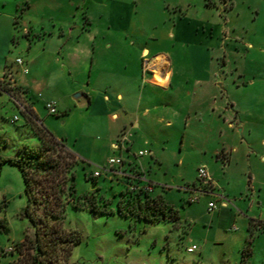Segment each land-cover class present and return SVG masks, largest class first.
Returning <instances> with one entry per match:
<instances>
[{"label":"rangeland","instance_id":"1","mask_svg":"<svg viewBox=\"0 0 264 264\" xmlns=\"http://www.w3.org/2000/svg\"><path fill=\"white\" fill-rule=\"evenodd\" d=\"M227 1L0 0V10L21 20L7 56L27 63L32 90H103L111 72L137 77L135 90H168L151 84L150 78L160 85L166 82L153 76L154 61L173 70L169 90H180L175 97L160 92L149 101V116L142 115V128L134 130L142 148H148L143 143L148 139L162 150L163 162L156 164L151 155L145 157L151 165L147 163L144 181L152 184V195H162L178 211L179 218L151 222L121 213L120 199L128 186L111 175L107 166L111 150H100L95 160L85 166L80 163L76 169L78 193H94L100 210L68 207L66 227L81 238L68 264H233L223 262L228 256L219 250L205 256L199 249L188 252L193 245L187 236L193 224L191 215L202 212L206 202L201 191H184L200 185L201 166L224 183L245 173L235 163L226 173L225 161L213 153L240 134L237 128H229L230 116L222 110L220 97L218 105L213 104L214 98L197 104L206 90H232L231 97L246 109L247 135L250 127L251 140L264 137V0ZM184 17L208 18L219 26L206 32L201 26L184 29ZM89 78L93 84H87ZM10 88L17 96L18 89ZM189 90L197 94L187 96ZM144 108L135 114H142ZM253 109L258 116L250 114ZM13 112L5 108L0 114V155L6 157H15L24 145L40 144L36 126L28 130L20 121L12 123ZM106 124L105 118L91 119L85 131L102 138ZM92 169L101 175L92 179L88 175ZM190 195L198 199L190 202ZM26 204L20 170L0 167V264H16L18 254L11 253L14 244L26 233L34 237L28 219L21 215Z\"/></svg>","mask_w":264,"mask_h":264},{"label":"crops","instance_id":"2","mask_svg":"<svg viewBox=\"0 0 264 264\" xmlns=\"http://www.w3.org/2000/svg\"><path fill=\"white\" fill-rule=\"evenodd\" d=\"M225 3L227 4L228 1L225 0ZM225 7L227 8V5ZM182 21L181 25L184 29L201 26L205 32L209 29L215 31L219 26L208 18L199 20L184 17ZM21 26L20 19L16 20V16L13 18L10 13L0 10V82L18 89L17 96L0 89V114L5 108L8 112L14 109L11 122L20 121L28 127V130H32L33 123L26 119L23 110L26 107L33 110L39 122L57 138L62 139L82 160L81 163L84 166L87 162L95 160L100 150L108 152L111 150L110 157L121 156L124 160L120 167H114L111 170V175L127 186L130 176L136 174L146 176V166L149 161L145 157L151 155L156 164L163 162L164 157L159 146L151 140L144 139L143 143L148 148H142L141 138L135 136L134 130L136 132L142 128V115L149 116L151 112L149 101L158 97L160 92L175 97L180 91L169 90L174 78L173 70L168 66L161 70V76L164 77V81L166 79L164 85L157 84L150 78L153 86L168 90H135L137 77L133 76L129 79L119 72H111V76L104 83L103 90L98 87L92 89L79 87L77 90H32L33 76L31 77L32 72L27 63L19 65L17 60L21 59L20 57L13 61L7 56V50H12L10 40L14 41L17 36L15 29ZM25 33L27 36L31 33L28 26L25 27ZM207 36L203 35L201 38ZM94 60L95 58L92 64ZM87 84H93L91 78ZM231 91L206 90V96L203 92V98L199 99L197 104H205L214 98L213 104L218 105L219 97L221 98L222 110L225 109L230 116L229 128L233 130L237 128L240 135L233 140L232 144L223 142L220 147L214 149L213 153L225 161L226 173L234 163L236 166H242L243 170L245 168V173L240 179L230 177L227 183H224L220 177L213 175L211 169H207L212 178L211 186L205 187L200 182V185L195 184L193 188H184V191L188 192L201 191L202 195H205L206 202L202 212L191 215L193 224L187 230V236L191 244L199 246V254L202 256L219 250L222 255L228 256L223 262L241 264L242 251L249 237L250 226L253 225L256 236L249 262L264 264V137L251 140L252 128L250 127L248 128L250 135H247L246 109L231 97ZM185 94L187 96L197 94V90H189ZM48 102L56 103L58 114L52 115L48 112L46 107ZM143 105L145 108L142 114L140 112L135 114ZM249 111L251 115L258 116L257 110ZM18 112L22 113L25 121L21 119ZM15 116L18 119L13 122L12 119ZM102 118L107 121L105 137L99 138L85 131L87 121ZM68 122V128L62 131V125ZM140 151L145 153L139 155ZM149 164L151 165V162ZM5 166L13 165L6 164L1 168ZM96 170L92 169L91 173L93 174ZM232 173H235V170H232ZM3 197L5 198L4 195ZM192 199L190 195L189 201L194 202ZM212 201L216 202V207L210 211L209 203ZM225 201H228L226 206L223 204ZM217 245L220 247H216Z\"/></svg>","mask_w":264,"mask_h":264},{"label":"trees","instance_id":"3","mask_svg":"<svg viewBox=\"0 0 264 264\" xmlns=\"http://www.w3.org/2000/svg\"><path fill=\"white\" fill-rule=\"evenodd\" d=\"M17 19L19 16H16ZM0 89L13 95L11 88L1 82ZM23 114L36 126L40 144L22 146L15 157L0 155V167L13 165L22 174L27 204L21 215L28 219L34 237L30 238L26 233L23 240L14 244L11 253L18 254L16 264H54L57 261L68 264L73 246L81 239L78 232L66 227L68 207L98 211L99 205L94 193H78L76 169L82 160L62 139L39 122L33 110L26 107ZM88 175L96 178L92 173ZM141 177L140 174L129 177L128 188L120 199V212L151 222L177 220L178 211L162 195L153 196L151 191L140 186ZM86 179L89 180L88 177ZM130 185L135 188L131 189ZM249 231L241 264H250L256 236L253 225Z\"/></svg>","mask_w":264,"mask_h":264},{"label":"built area","instance_id":"4","mask_svg":"<svg viewBox=\"0 0 264 264\" xmlns=\"http://www.w3.org/2000/svg\"><path fill=\"white\" fill-rule=\"evenodd\" d=\"M17 63L19 65H22L24 64V62L21 60V59H18L17 60ZM47 110L50 114L52 115H55V114H58V109H57V106H56V103L55 102H48L47 105ZM18 119L17 116H15L12 121H16ZM145 152L144 151H140L139 152V155H143ZM124 160L121 156H113V157H110L108 159V163H107V166L110 167V169L112 170L114 167H120L122 164H123ZM93 175L95 177H98L101 175V171L100 170H96L95 172H93ZM198 176L201 180V182L203 184H205L206 186H211L212 185V178L207 170V168L205 166H201L198 168ZM144 176L141 177V184L140 186L144 187L145 189L151 191L153 190V186L152 184H146L145 181H144ZM130 188L131 189H134L135 186L133 185H130ZM198 198H193L192 200L193 201H196ZM225 206L228 204V201H225L223 203ZM216 207V203L214 201L210 202L209 203V210H213L214 208ZM198 249V246L196 244H193L191 246L188 247V252H194Z\"/></svg>","mask_w":264,"mask_h":264},{"label":"bare ground","instance_id":"5","mask_svg":"<svg viewBox=\"0 0 264 264\" xmlns=\"http://www.w3.org/2000/svg\"><path fill=\"white\" fill-rule=\"evenodd\" d=\"M158 62V61H157ZM156 61L153 62V76L158 80V81H164V77L161 76V69L164 67V64L162 63H157Z\"/></svg>","mask_w":264,"mask_h":264}]
</instances>
